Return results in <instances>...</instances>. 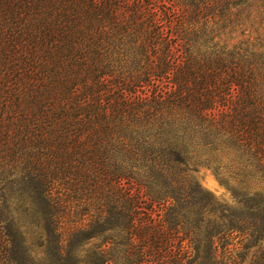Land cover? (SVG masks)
<instances>
[{
	"label": "trees",
	"instance_id": "trees-1",
	"mask_svg": "<svg viewBox=\"0 0 264 264\" xmlns=\"http://www.w3.org/2000/svg\"><path fill=\"white\" fill-rule=\"evenodd\" d=\"M246 261L264 0H0V264Z\"/></svg>",
	"mask_w": 264,
	"mask_h": 264
},
{
	"label": "rangeland",
	"instance_id": "rangeland-1",
	"mask_svg": "<svg viewBox=\"0 0 264 264\" xmlns=\"http://www.w3.org/2000/svg\"><path fill=\"white\" fill-rule=\"evenodd\" d=\"M196 179L201 184L202 187L211 191L218 197L222 198H229V192L227 189L222 185L219 180L215 177L211 171L207 169H200L196 173ZM243 264H248V262H244Z\"/></svg>",
	"mask_w": 264,
	"mask_h": 264
}]
</instances>
